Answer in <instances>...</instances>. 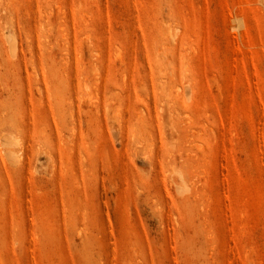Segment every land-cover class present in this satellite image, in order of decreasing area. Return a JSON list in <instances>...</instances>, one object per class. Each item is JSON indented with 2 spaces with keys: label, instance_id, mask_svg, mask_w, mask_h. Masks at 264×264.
<instances>
[{
  "label": "rangeland",
  "instance_id": "1",
  "mask_svg": "<svg viewBox=\"0 0 264 264\" xmlns=\"http://www.w3.org/2000/svg\"><path fill=\"white\" fill-rule=\"evenodd\" d=\"M0 264H264V0H0Z\"/></svg>",
  "mask_w": 264,
  "mask_h": 264
}]
</instances>
